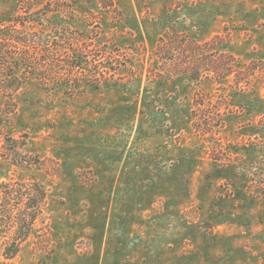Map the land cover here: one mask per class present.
I'll return each mask as SVG.
<instances>
[{"label": "rangeland", "instance_id": "374dc122", "mask_svg": "<svg viewBox=\"0 0 264 264\" xmlns=\"http://www.w3.org/2000/svg\"><path fill=\"white\" fill-rule=\"evenodd\" d=\"M2 20L31 58L0 66L24 82L16 111L0 96V264H264V0H0Z\"/></svg>", "mask_w": 264, "mask_h": 264}, {"label": "trees", "instance_id": "16d2710c", "mask_svg": "<svg viewBox=\"0 0 264 264\" xmlns=\"http://www.w3.org/2000/svg\"><path fill=\"white\" fill-rule=\"evenodd\" d=\"M49 12V11H47ZM17 21H13L12 23H16L17 25L20 24L22 25L23 28H27L28 23H32V22H38L37 20L34 19H30L25 20V16H18L17 17ZM21 18H24L23 20H21ZM2 24V29H0V66L4 67V66H8L10 72H12L11 74H14L15 76L18 74V72H21V70H27L28 67H24V65L20 62H15V63H11L10 60L14 59V57L17 54L23 55V57H27L26 54L29 53V50L27 51H21L22 49H18V47H14V52H9L8 50V45H11V43H17V44H21L24 47H26L27 44H29L31 41H27V39H21L19 38V36L21 35V32L16 31V27L17 25H13L11 27H6L5 24H3V22L5 21H0ZM16 39V40H15ZM35 43V41H33ZM28 46V45H27ZM29 49H31L29 47ZM21 51V53H20ZM27 58H31V57H27ZM22 59V58H21ZM26 66V65H25ZM252 68V74H255L256 71L260 70L262 71V73L264 74V59L257 60L256 63H252L251 65ZM31 66L30 68L32 69ZM232 68V67H231ZM19 70V71H18ZM51 71L53 72V70L51 69ZM24 82L22 80H19L17 78H14L12 80H6L0 83V96L2 98H4L5 100V105H3L5 108L9 107L11 109H13L14 111H16L17 108V104L14 101V98L16 96V94L21 90L22 86H23ZM56 86H58L59 88H64L67 87V83L66 82H59V83H55ZM39 86H47L49 87V84H39ZM1 108V107H0ZM39 193H40V199L39 202L44 203L46 195H45V191L43 189V187H40L39 189ZM19 243L15 246V250L12 253V256H15L18 252H19ZM10 249V248H9ZM10 259H12L13 257H9Z\"/></svg>", "mask_w": 264, "mask_h": 264}]
</instances>
